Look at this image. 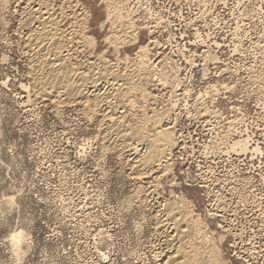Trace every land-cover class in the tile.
I'll use <instances>...</instances> for the list:
<instances>
[{
  "label": "rangeland",
  "instance_id": "374dc122",
  "mask_svg": "<svg viewBox=\"0 0 264 264\" xmlns=\"http://www.w3.org/2000/svg\"><path fill=\"white\" fill-rule=\"evenodd\" d=\"M50 2L70 35L65 65L139 80L117 112L151 137L171 131L178 147L172 169L142 179L133 173L147 146L104 140L110 109L36 102L25 40L42 26L25 30L26 0H0V264H168L178 235L156 221L181 201L202 229L198 249L264 264V0ZM100 85L91 99L108 95ZM239 141L248 152L232 150Z\"/></svg>",
  "mask_w": 264,
  "mask_h": 264
},
{
  "label": "bare ground",
  "instance_id": "6f19581e",
  "mask_svg": "<svg viewBox=\"0 0 264 264\" xmlns=\"http://www.w3.org/2000/svg\"><path fill=\"white\" fill-rule=\"evenodd\" d=\"M48 1H50V0H48ZM48 1L47 0H26L27 3L25 6V9H26L25 11L28 12V17H29L28 21H26V18H25V22H27V24H26L27 27H28V25L33 26V24H35V25L40 24V26H42V28L40 30H33L32 32L29 31V29H30L29 27H28V29H25V30H28L29 33L31 32V34L28 36V39L25 41H28V43H29V45H26L27 46L26 48H28V46L31 48L30 49V53H31L30 57L32 56V58H33V60L31 58V60H32L31 77L33 80V86H30V87H33V88H31V90L33 89V91L31 92V90H30L31 93H29V91H28V94H30V97L32 96L31 94L34 93L36 102H41V103L45 102L46 103V101L49 100L53 103H56V105H58V106L66 105L67 103L69 106H71L72 105V104L70 105L71 102L77 103V101H80L82 103L83 101L84 102L86 101L85 102L86 107L89 108V110H90L89 112H91L92 114L94 113V116H95V114L99 115V113L103 112V109H105V108L110 109L111 111H109L108 114L102 115L103 117L99 123V124H104L106 126H108L109 123L112 124V127H110L108 130L110 133H108L107 136H104L105 134L103 135L104 137H106L104 139L105 142L106 143L110 142L111 136H113L115 138L116 143H119V142L122 143L123 146L121 145L120 148L122 147L123 150L127 149L131 152L134 151L135 154H136L137 149L131 147L132 145H125V147H124L125 141L134 138V139L138 140L139 142H141V144H143V146L144 145L147 146V148H146L147 151L145 152V154L143 153L144 155H142V156L140 155L141 158L140 159L137 158L138 159L137 160L138 163H136L137 165L135 166V168L132 167L135 169V172L133 174H136V172H137V174H140V172L141 173L143 172L142 174L139 175V177L140 178L143 177L142 179H145L144 177L146 175H148L149 172L152 173L151 171L155 170L156 168L158 169L159 167H162L163 168L162 170H164V171L172 169L171 160H170L172 158L171 154H172V152H174V150H176L175 147H178V145L175 144V139L173 138L172 132L167 131V130L166 131L162 130V132L159 131V132H157V135H155V136L153 135L151 137V135H149V133L147 131H145V129H143L144 127L143 128L140 127L141 125L139 126L140 129L138 128V125H137L138 129H136V130L129 128L127 125H130V124L126 123V121H127L126 116L127 115L123 116L124 115V113H123V115L120 116L119 113H122V112H119V113L117 112L118 108L123 109V107L124 106L126 107V105L131 106L130 102L127 100V98H128L127 92L131 88H134L133 90H135L136 87L138 88L140 86L139 84H137V82L139 83V80H137V82L135 80V82H134L133 79L130 78L131 77V76H129L130 74L129 75L126 74L127 72L123 73V75L122 74L120 75V74H118L112 70L103 69L100 73H97V75L90 76L89 74L77 73L73 69H70L69 67H67L65 65V62H64L66 56L63 54V49L66 50L65 48H67V47L64 48L63 46L65 45V42L67 41V38L70 35L67 36L66 34H63L61 32V30H59V25L63 22V20L61 21V19H57V17L56 18L54 17V13H56L57 11H54L55 10L54 5H53L54 7H52L53 9H50L51 4H49ZM19 2H21V1H19ZM51 2H52V0H51ZM23 4H25V3H23ZM59 8H61V7H59ZM53 11H54V13H53ZM62 11H63V15H64L65 12H64V10H62ZM62 11L60 13H62ZM24 15H25V13H24ZM24 15L22 14V16H24ZM58 15H60V14H58ZM70 15L73 17L72 14H70ZM64 17H66V16L64 15L62 18H64ZM59 18H60V16H59ZM67 19H70V18H67ZM74 19H76V17ZM22 22H23V20H22ZM66 22H67V20H66ZM74 24H75V22H74ZM77 26L78 25L75 24V28ZM78 27L80 28V26H78ZM68 30H69V28H68ZM20 31H21V29H20ZM76 31H78V30L73 31L74 36L76 34H78V33H76ZM64 35H66V36H64ZM70 43H71V39H70ZM67 52H69V51H67ZM205 58L207 59L206 56H205ZM205 61H207V60H205ZM145 64H146V62L143 61L139 65L141 67H143V69L145 68L144 70L146 71V74L144 73V75L150 76V74L152 73V68L148 67L147 65L144 66ZM140 66H138V68ZM140 76H141V78H139L140 81L148 78V77H144V78L142 77L143 72H142V75L140 74ZM138 77H139V75H138ZM103 81L105 82L106 85L110 86V90L108 92V95L105 94V96H104V93H103L102 94L103 96L97 95L95 97L93 96L94 98L91 99L90 98V96H92V95H90L91 93L96 92L98 90L101 91L100 87H102L104 85H100V84H102ZM148 82H149V80H148ZM257 83H259V82H257ZM261 87H263V86H261ZM137 88H136V90H137ZM106 93H107V91H106ZM31 103L33 104L32 101H31ZM81 103H79V104H81ZM131 103H132V101H131ZM32 104L28 103V106L29 105L32 106ZM133 107H134V105H133ZM61 108H63V107H61ZM88 108L85 110H88ZM133 109H132V111H134ZM104 125L100 126V127H104ZM158 129H159V127H158ZM127 143H131V142H127ZM139 146H137V147H139ZM115 147L116 146H114L113 148H115ZM140 147H142V146H140ZM116 148H118V147H116ZM248 149H249L248 142H244V141L243 142H240V141L237 142L232 148L233 151L239 150L242 153L248 152ZM115 150H117V149H115ZM117 151H120V150H117ZM139 153H141V152H139ZM239 156H241V155H239ZM135 158L136 157H134V159ZM172 162H173V160H172ZM128 163H129V160H128ZM133 165H134V163H133ZM150 175H152V174H150ZM134 177H138V176H134ZM140 178H138V179H140ZM138 181H140V180H138ZM144 191H146V190H144ZM152 194H154V193H152ZM165 206H164V208H165ZM170 206H172V204H170ZM161 211H162V209H161ZM163 211H164V209H163ZM169 211H171V212H168V210H167L168 213L165 215V217H163L164 219H162V218L160 220L158 219L159 223H158V220L156 221L157 222L156 227L159 226L161 229H168L170 231L176 232L178 235V237L176 238L177 241H178V239L179 240L183 239L181 241L183 243L178 246V242L174 240L176 244L174 243V249H173L174 252H172V257L170 258L168 256L170 258L168 261V264H224V263H222V260L220 259V257H221L220 253H218L215 249L208 248V246L206 245L207 249L200 250L195 245L198 242V241L196 242L194 240L197 238V237L195 238V236H200L202 234V232H201L202 229L198 226V224H196L192 221L193 216L191 217L192 213H191L190 208H188L181 201L180 204H178L176 206L174 205L171 210L169 208ZM161 229H160V231H161ZM158 230H159V228H158ZM165 231H167V230H165ZM21 237H22L21 233H19V235L13 236L12 240H11L12 244H15L16 246H18L20 243L19 241L21 240ZM174 237L175 236H173L172 238H174ZM186 238L190 239V241L188 240V242H187ZM191 238H193V239H191ZM192 240L196 243H194ZM205 244H204V246H205Z\"/></svg>",
  "mask_w": 264,
  "mask_h": 264
}]
</instances>
